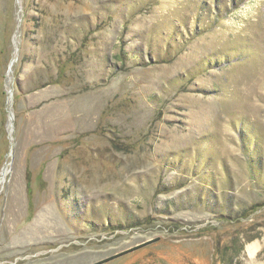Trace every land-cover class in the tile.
Here are the masks:
<instances>
[{
    "label": "rangeland",
    "instance_id": "rangeland-1",
    "mask_svg": "<svg viewBox=\"0 0 264 264\" xmlns=\"http://www.w3.org/2000/svg\"><path fill=\"white\" fill-rule=\"evenodd\" d=\"M3 169L0 264H264V0H0Z\"/></svg>",
    "mask_w": 264,
    "mask_h": 264
},
{
    "label": "bare ground",
    "instance_id": "bare-ground-1",
    "mask_svg": "<svg viewBox=\"0 0 264 264\" xmlns=\"http://www.w3.org/2000/svg\"><path fill=\"white\" fill-rule=\"evenodd\" d=\"M5 169H6V168H5ZM5 169H3L2 172H1V175H0V184L3 182V178H4L5 173H6V170H5ZM247 249H248V252H249L250 254H252L253 251H254V249H255V244H250V245H248Z\"/></svg>",
    "mask_w": 264,
    "mask_h": 264
},
{
    "label": "water",
    "instance_id": "water-1",
    "mask_svg": "<svg viewBox=\"0 0 264 264\" xmlns=\"http://www.w3.org/2000/svg\"><path fill=\"white\" fill-rule=\"evenodd\" d=\"M11 62H13V60Z\"/></svg>",
    "mask_w": 264,
    "mask_h": 264
}]
</instances>
